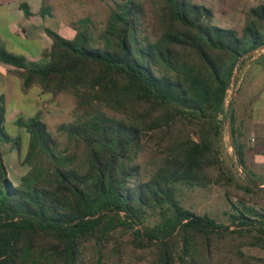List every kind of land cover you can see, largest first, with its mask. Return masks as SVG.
Wrapping results in <instances>:
<instances>
[{
	"label": "trees",
	"instance_id": "16d2710c",
	"mask_svg": "<svg viewBox=\"0 0 264 264\" xmlns=\"http://www.w3.org/2000/svg\"><path fill=\"white\" fill-rule=\"evenodd\" d=\"M156 2L154 39L144 33L142 4L112 0L95 37L80 29L93 26L90 18L78 20L72 39L46 29L52 45L41 63L0 45V62L22 70L24 87L70 94L77 105L74 120L57 127L65 138L61 149L40 111L18 117L12 123L21 130L8 134L0 94V264H82L85 244L94 242L100 255L120 230L134 248L154 250L153 264H210L227 241L239 242L233 255L241 264H264L240 250H264V209L250 202L264 191L226 174L221 160L231 114L233 154L263 185L246 165L226 102L236 69L264 46V6L246 12L239 34L191 0ZM40 13L49 15L50 6L43 2ZM3 144L21 172L8 170ZM144 149L159 156L148 178L139 163ZM212 184H233L242 194L232 202L226 193V225L179 200L182 188ZM152 214L156 222L147 225Z\"/></svg>",
	"mask_w": 264,
	"mask_h": 264
},
{
	"label": "rangeland",
	"instance_id": "374dc122",
	"mask_svg": "<svg viewBox=\"0 0 264 264\" xmlns=\"http://www.w3.org/2000/svg\"><path fill=\"white\" fill-rule=\"evenodd\" d=\"M74 14H70L75 21L73 28L76 29L78 20L82 18H90L93 26L80 25L81 30H86L90 36L95 37L99 31L103 30L109 14V7L112 5V0H75ZM121 1V0H116ZM144 7L146 18L144 23V33L154 39L159 34L157 24V2L156 0H134ZM193 3L203 5L210 8L214 12V23L224 27L236 30L241 33L244 25L246 12L250 8L258 5L264 6V0H191ZM49 25H53L55 21L48 20ZM60 26V25H59ZM58 34L66 39H72V31L60 27ZM264 49V48H259ZM237 79V75H236ZM237 81L229 90L227 102L232 101L233 94L237 92ZM262 97L259 98V103H262ZM37 101L34 103L23 101L18 103V108L23 109L24 112L19 114L22 120H28L34 117L35 113L40 111V119L46 123L48 131L57 139L60 148L65 145V138L57 132V127L61 123H68L74 120L77 113V105L75 99L70 94H55L45 93L37 94ZM31 100V99H30ZM13 101L8 104L11 110ZM228 115V111L226 112ZM10 119V115L7 116ZM8 121L5 123V129L8 134L15 135L17 130H21L18 125ZM226 124V123H225ZM223 148L221 150L222 168L226 174H232L236 180L242 181V173L240 171L238 162L233 154V148L229 143L227 126L223 135ZM25 148V146H23ZM1 150L4 154V160L7 163L8 170H15L21 172V166L16 160L14 153H10L8 146L1 145ZM159 162V156L151 149H144L139 163L142 167V175L148 178L155 166ZM238 181V182H239ZM232 202H236L241 197V193L233 184L230 186L221 187L212 184L206 189H186L182 188L179 193V200L181 204L195 212L198 215L207 214L215 218L217 222L227 224L230 212V205L228 197ZM247 199V198H246ZM248 200V199H247ZM249 201V200H248ZM257 205L258 208L264 209V196L258 198L256 201H250ZM156 222V215L152 214L147 218L146 224L153 225ZM239 242L227 241L222 243L216 255L210 259V264H241L240 261L233 255L234 247ZM241 252L248 256L263 258L264 250L252 247H242ZM153 249H136L132 246L128 232L122 230L113 234L111 240L106 244L105 248L98 254L94 242H89L84 245L82 249V264H153L155 254Z\"/></svg>",
	"mask_w": 264,
	"mask_h": 264
},
{
	"label": "crops",
	"instance_id": "0c3cea01",
	"mask_svg": "<svg viewBox=\"0 0 264 264\" xmlns=\"http://www.w3.org/2000/svg\"><path fill=\"white\" fill-rule=\"evenodd\" d=\"M43 2L50 6L49 15L40 13ZM21 5L27 6L30 16H25ZM75 5V0H0V45L9 53L41 63L43 53L52 45L46 29L58 33V28L64 27L74 37L76 20L70 14L75 13ZM49 19L55 23L49 25ZM248 57L239 66L238 88L230 107L245 143L246 165L264 185V49L254 50ZM21 71L0 62V94L5 96L6 122L16 120L24 112L18 108L19 102L34 103L37 94L46 93L38 85L24 87ZM12 101L10 110L8 104Z\"/></svg>",
	"mask_w": 264,
	"mask_h": 264
},
{
	"label": "water",
	"instance_id": "95a60500",
	"mask_svg": "<svg viewBox=\"0 0 264 264\" xmlns=\"http://www.w3.org/2000/svg\"><path fill=\"white\" fill-rule=\"evenodd\" d=\"M259 48H264V46L262 47H259ZM241 60L238 62V65L240 64ZM236 75H237V69L234 73V76H233V82L235 83L236 82ZM230 102H228L229 104ZM231 114L229 115V118H228V121H227V133H228V138H229V143L230 145H232L233 141H232V131H231ZM237 162H238V165H239V168H240V171L242 173V176L244 177V179L249 183L251 184L252 186H254L256 189L258 190H261V191H264V185H261L258 181H256L247 171V169L245 168L244 164L239 160L237 154L234 155Z\"/></svg>",
	"mask_w": 264,
	"mask_h": 264
}]
</instances>
